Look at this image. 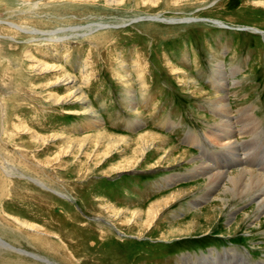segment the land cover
Listing matches in <instances>:
<instances>
[{"label":"rangeland","instance_id":"rangeland-1","mask_svg":"<svg viewBox=\"0 0 264 264\" xmlns=\"http://www.w3.org/2000/svg\"><path fill=\"white\" fill-rule=\"evenodd\" d=\"M176 1L122 0L110 6L93 0L58 1L49 11L51 17L47 16L48 27H41L24 20L14 0H0V20L19 26L50 29L102 20L113 30L105 33L103 48L68 42L54 46L56 55L40 41L29 42L27 36L0 26V52L8 53L16 65L8 68L7 79L0 74V98L8 106L0 125V152L7 162H15L19 175L32 178L35 174L36 180L73 198L63 199L24 178H12L7 194L0 197L1 220L16 218L22 222L17 226L21 235L44 240V249H35L27 240L15 237V231L17 248L57 264H196L197 257L217 256L227 249H235L250 264L264 262V216L254 217L252 203L242 205L233 218L221 214L210 219V203L200 204L198 210L190 207L202 193L198 187L202 179L188 178L167 189L163 182L172 174H185V163L172 166L181 150L205 163L216 158L207 145L212 141L213 121L218 120L211 109L216 96L212 65L221 63L228 74L235 71L230 80L237 84L228 88L229 105L232 110L256 107L253 113L258 127L264 129V39L237 30L250 27L264 32V0H218L213 5L214 0ZM205 3L208 7L201 11ZM154 15L160 19L195 18L196 23L148 22L146 17ZM133 18L146 20L131 23ZM217 21L228 29L212 23ZM119 60L131 65V83L126 85L117 76ZM32 62L45 64L44 69L36 70ZM4 82L16 92L7 96ZM186 82L191 85H183ZM76 89L81 91L78 96L73 94ZM88 111L102 121L98 130L106 132L105 139L96 138ZM145 133L165 137L164 142L158 152L134 155L135 139ZM112 136L133 142L127 145L115 140L116 146H111L107 139ZM84 138L90 139L85 142ZM4 144L17 153L10 157ZM172 146L173 157L161 159L163 149L172 150ZM132 158L137 161L132 170L118 173L126 170L123 166ZM222 161L224 169L228 164ZM184 188H191L189 195L162 205L159 218L146 219L152 203ZM243 213L253 219L237 227ZM258 222L263 224L261 230L254 226ZM30 224L49 237L29 232ZM16 255L11 256L22 264H43Z\"/></svg>","mask_w":264,"mask_h":264},{"label":"bare ground","instance_id":"bare-ground-1","mask_svg":"<svg viewBox=\"0 0 264 264\" xmlns=\"http://www.w3.org/2000/svg\"><path fill=\"white\" fill-rule=\"evenodd\" d=\"M58 1L62 2L64 0H14V4L18 5V7H17L18 10L17 9L16 10L20 14V16H22V18L24 20L35 21L41 27H43V26L48 27L50 20H49V18H47V16L49 15L50 9H52V7ZM93 1L95 3L97 1H100V2L105 3V4L110 6V5H114V4L117 5V3L119 4L122 0H93ZM176 2L179 3L180 0H177ZM204 2H205V0H204ZM216 2H218V0H214L211 5L216 4ZM208 5L210 6V4H208ZM196 6L200 7L198 4ZM203 6L200 7L201 11H202V9L206 8V6H207L206 3ZM48 17H51V16H48ZM140 19L142 20L145 18H133L130 22L135 23V22H138ZM146 19L148 20V22H159V23L160 22H166L168 24L186 25V24H190V23H193V24L196 23L195 18L160 19L159 15L148 16V17H146ZM212 23L215 26H219V27L228 29V27L225 24H223L222 22L217 21V22H212ZM2 25H5V26L11 28L14 32H16L17 35L27 36L29 42H32V41L35 42L37 40L40 41L42 43V46L45 47L46 49H48V48L54 49L53 51L56 55H57V51L54 48V46L57 47V46H60L61 44H65L68 42L69 43H77V44L81 43V42H87L89 44L96 46V48H103V46H101V45H103V43L107 42L105 39H103L107 35L105 33H109L112 30V28H111L112 26L109 24H106V23H102V20L90 21L86 25L69 26V27H56V28H50V29H41V28L40 29H31V28H27L25 26H21V25L19 26V25L14 24V23L5 22V21L0 20V26H2ZM117 28H119V27H117ZM237 30L238 31H247V32H249V33L251 32L253 34L256 33V34H259L264 39V32L260 31L258 29H254V28H250V27H239V28H237ZM7 32H8V30H7ZM6 40L13 43L12 41L14 39L12 37H10V38L7 37ZM8 50H7V52H8ZM26 51H25V53H26ZM12 53L13 52H11V55H12ZM25 53L23 52V54H25ZM27 55H28V53L25 54V57L29 60L30 58ZM18 58H20V55ZM32 63H33L32 67L35 68L36 70L45 66V64H41V63H35V62H32ZM116 66L118 69L117 76H118V79L120 80V82L123 85H126L127 83H131V77L129 74V68L131 67V65H130V67H128V65L125 61L119 60L116 63ZM13 67H16L14 58H11V56H8V53H7V56H4L3 53L0 52V70H1L0 74L2 75V77L3 76H4V78L9 77L7 75V73H9L8 68L13 69ZM211 68L214 69L212 72V73H214V75H212L214 77L211 79L212 80L211 82L213 83L214 88L216 90V94H215L216 96H214L215 99L214 100L212 99L213 103H211V105H212L211 109L213 111L212 113H214V115L218 118V120L213 121V123H214V124H212L213 128H212V130L209 131L212 141L211 142L209 141L207 145L211 149V151L212 150L215 151L214 153H216V158L212 159V160L210 159L209 163H205L202 161V159L200 160L199 158H196L195 156L190 154L188 151L181 150V154H180L181 157H180V155L178 158L176 157L175 158L176 160L175 159L173 160L175 162H174V165L172 164V166H175L176 164L179 165V163H185L184 165L187 166L186 167L187 170L185 171L184 175L183 174L181 175V177H178L179 176L178 174H172V176H168L165 179H163L164 186L167 185V187H166V189H167L173 185L178 184L181 180L186 181V180H188V178L190 179V178L199 177L200 179H202V181L199 182L198 187L199 186L201 187L200 192H202V193L199 194V196L196 198V200H194L190 204V207L193 210H198L200 204L210 203L211 204L209 207L210 208L209 213L211 215V216L209 215L210 219H211V217H213V219L217 218L221 214L225 215V217L228 219V218H233L234 214H236L239 211V209L242 205L244 206L248 203H252L253 204V207H252L253 212L252 213L254 214V217H255V215H256L255 218H257L258 216H261V215L264 216V169H263L264 168V162L261 164L259 162V164L263 168L262 167L258 168L255 166V165H257L256 163L258 162L257 158L259 157V155L261 153H264V129H261L260 127H258L259 122L256 121V116L253 113V111L255 110L256 107L247 106V107H243V108L238 109V110H232L231 104L229 105L230 101H229L228 88L235 86L237 84L236 80H233V79L230 80V77L234 76L235 71L234 70L232 72L230 71V73L228 74L226 71H224L225 67L223 69L221 63L212 65ZM42 69H44V68H42ZM47 69H45V70H47ZM176 70H177V68H176ZM133 76H136V75H133ZM178 78H179V76H178ZM118 79L115 78V80H118ZM182 79H184V77ZM186 79H188V78H186ZM192 81H194V80H192ZM70 82L74 83V80H71ZM55 85H57V83H55ZM183 85L189 86V85H191V83L186 82ZM2 86L4 87V90H5L4 92L6 93L7 96L12 95L14 92H16L13 90V88L11 86H9V83L4 82V83H2ZM128 88L129 87H125V89H128ZM182 90H183V88H182ZM190 90H192V89H190ZM125 91H127V90H125ZM190 92H192V91H190ZM80 93H81V91L79 89H76L73 91V94L75 96H78V94L80 95ZM202 97H204V96H202ZM78 99L80 101L82 100L80 97H78ZM84 99H85V97H84ZM128 100H131L130 102H132L133 97H131ZM50 101H53V100L51 99ZM61 102H62V100H61ZM56 103H57V101H56ZM78 103H80V102H78ZM83 104H85V103H83ZM133 104H134V102H133ZM53 107H56V106H53ZM88 108H89V106H88ZM6 110H8V106L6 104H4L3 99L0 98V125H1V127L3 126V120L5 117L4 114H5V112H7ZM86 110H88V109H86ZM93 112L88 111L89 115L87 114L90 117V120H92V126L90 128H92L93 131H95V133L98 134V136L96 138L105 139V136H107L106 132H103V131L99 132V130H98L99 123L102 121H100V119H96L94 117ZM137 114L138 113H135V115H137ZM13 127H14V125H13ZM15 129H17V127ZM6 130H7V128H6ZM199 135L197 134L196 137H198ZM7 136L10 137L11 135H7ZM7 136H5V137H7ZM34 137H37V136H34ZM113 137H114V139H113ZM185 137H186V135H185ZM47 138H49V137H47ZM53 138H55V136ZM90 138H92V137H90ZM90 138H84L83 140H85V142H86L87 141L86 139H90ZM120 138H123L124 140L123 139L121 140ZM164 138H162L156 134L155 135H153V134L148 135L147 133L136 137L135 142H138V143H136V147L133 148V154L135 155L138 153L140 155V157H142L144 155V153H147L149 151L154 152V153L158 152L159 146L161 147L163 142H164ZM42 139H43V137H42ZM205 139H206V137H205ZM37 140H38V138H37ZM115 140L127 143V145L133 142V140L131 138L126 139V137H122V136L119 138H118V136H112L111 139H107V144L113 146L115 143H117V141H115ZM156 140H159V142H156ZM44 143L45 142H43V145H44ZM192 143H194V142H192ZM204 143L206 144L207 142H204ZM37 144H38V141H37ZM207 145H205V146H207ZM114 146H116V145H114ZM7 147H8V152H6V153L8 155H10V157H11V155L13 153L15 154V152L17 150L12 148L11 146H6V148ZM172 147H174V146H172ZM261 147H262V149H261ZM173 149H175V147L172 148V150L171 149H163V154L161 155L160 158L165 160L166 158L171 157L172 151L175 152V150H173ZM217 152H218V154H217ZM222 155H224V158H222ZM219 156H221V157L219 158ZM212 157H213V155H212ZM253 158H254V161H253ZM222 160H224V162L226 164H228V166H226L224 169L221 166V162H223ZM126 161H124V162H126ZM176 161H178V162H176ZM254 162H256V163H254ZM32 163H34V162H32ZM32 163H31V165H32ZM136 163H137L136 159H133L131 162H127L126 164H124L125 165V166H123L124 168L120 167V168H123L126 170L121 169L118 171V173H123V172L129 173L130 169L132 167H134V165ZM168 163H170V162H168ZM234 167H236L237 170L231 171V169H234ZM166 168H168V167H166ZM28 169H30V168H28ZM33 176L31 178V177L26 176L24 174L19 175V172H18V169L16 168L15 162L13 164H11L10 162H7V160L3 156L2 152H0V197L4 196L5 193L7 194L8 187H11V184H12L11 183L12 178L21 177V178H24L25 180H27L28 182L35 184L36 186H38L42 190L58 194V196H60L63 199H67V200L73 199V198H70L67 195V193L64 194V193L60 192L59 190L53 189V187L50 188L49 186L43 184L44 182L42 183L41 181L33 178ZM36 178H38V177H36ZM162 184H161V187L163 186ZM192 188L194 189L195 187L193 186ZM189 189H191V188H188V189L184 188V189L177 190L176 192H173V195L168 196L163 201L152 203L149 206L148 211L146 212L147 213L146 219H148V221L151 222L154 219H156L158 216L160 217V212H161L160 207L162 205L165 204L167 206L168 203H171V202L174 203L175 201L179 200L181 197L189 195V193H188ZM138 214L139 213H137V215ZM112 217H113V215H112ZM137 217L138 216H136V218ZM1 218H3V216L0 217V264H22L20 262L19 258L11 256L12 254H17L18 256H24V257L29 258V259L32 258V260L43 263V264H57L55 262H51L50 260L42 259V257H40V256L28 254L25 251L17 248V241H16L15 237H21L22 239L27 240L28 244L35 249H40V248L44 249V243H43L44 240L38 239V238L36 239L32 235L27 234V231H26V233L24 232L27 235H21L19 233V231L21 229H18L17 226H20V224L22 222H20L18 219L12 217L10 219V221H11L10 222L9 220L8 221L7 220L2 221ZM94 219L98 220V222H101V221L103 222V220H101L100 218H94ZM250 219H253V218L249 217L248 213H243L242 216L236 221V226L239 227L240 225L250 221ZM127 222H128V220H127ZM251 222H252V220H251ZM9 225H11L12 227L9 228ZM254 226L259 230H261L263 228L262 227L263 224L260 222H258V224H255ZM38 228H39V226L37 227V226L31 225V224L29 227H27L29 232H34L39 236L49 237V235L47 233L39 231ZM40 229H42V228H40ZM15 231L18 233V235H16V236L14 234ZM180 233H182V232H180ZM121 235L124 236V233H121ZM49 244L52 246L55 245L51 242H49ZM215 255L216 254H214V253H210L205 259H200L199 257H197L198 262L196 264H250L247 261V258H245L243 255L241 256L240 253L235 251V249H227L222 254H217L218 257ZM202 257H205V256L202 255ZM259 264H264V262L259 263Z\"/></svg>","mask_w":264,"mask_h":264}]
</instances>
